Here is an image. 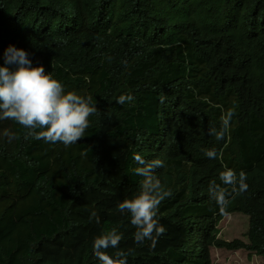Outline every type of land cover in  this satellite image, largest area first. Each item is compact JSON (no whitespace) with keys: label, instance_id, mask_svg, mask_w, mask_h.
<instances>
[{"label":"trees","instance_id":"obj_1","mask_svg":"<svg viewBox=\"0 0 264 264\" xmlns=\"http://www.w3.org/2000/svg\"><path fill=\"white\" fill-rule=\"evenodd\" d=\"M10 44L65 91L93 96L98 111L69 147L25 139L27 129L0 121V264H99L94 239L81 242L78 261L54 246L74 236L80 195L116 184L101 155L108 140L128 146L120 181L137 192L134 155L164 161L156 174L172 196L158 219L174 226L165 245L148 249L135 242L129 214L102 217L94 238L113 227L124 237L110 255L210 264L215 246L264 257V0H0V63ZM121 94L135 99L115 103ZM229 109L230 130L217 141L208 129ZM210 148L217 159L204 154ZM225 166L243 171L248 189L217 205L208 186ZM238 210L249 216L246 241L218 237L220 217Z\"/></svg>","mask_w":264,"mask_h":264},{"label":"clouds","instance_id":"obj_2","mask_svg":"<svg viewBox=\"0 0 264 264\" xmlns=\"http://www.w3.org/2000/svg\"><path fill=\"white\" fill-rule=\"evenodd\" d=\"M2 59L3 63H0V121L11 120L27 129L25 139L31 137L36 140H43L46 143H61L65 147L78 143L86 135V130L91 127L90 117L98 111L93 96H82L75 91H65L64 85L55 79L51 72L45 71L42 64L33 66L32 61L29 59V54L22 48H17L10 44L4 49ZM134 99L131 94H121L116 98L115 103L123 105L131 103ZM234 115V110L224 111L220 118L219 128L215 126L209 127L208 135L214 137L217 141L225 139ZM5 135L10 141L18 138L15 134L8 132ZM204 154L209 159L218 158V152L215 148L206 149ZM133 159L136 163L133 174L142 178L139 191L137 192L136 188L130 186L134 189L132 197L123 199L118 203L117 207L121 214L125 215L127 213L130 215V223L136 229L133 234L135 242L143 244L146 241L147 244L149 241L150 247L148 249H151L156 247L159 238L168 230L163 226L164 224L173 227V233L170 234L174 235V226L166 222L161 225L158 219L159 207L166 198L172 196V190L166 188L156 174V170L164 166L163 160L160 158L145 159L140 154H135ZM113 174L114 171L110 176L114 182L116 181V184L103 186L123 184L120 181L122 178L121 170L119 173L121 178L119 180H115ZM219 180L220 183L213 180L208 186L209 196L217 205H226L230 197L240 196L248 189L246 174L243 171L237 174L234 169L227 166L219 173ZM103 189H92L89 192L93 190L99 192L103 191ZM89 192H83L75 202L72 216L74 209L83 197L87 199L95 194V192H92L89 195H83ZM83 210L88 211L86 208H83ZM230 212L233 211H227L223 214ZM238 212L248 217V229V214L239 210ZM90 218L99 219L95 210L90 212ZM100 222L101 219L97 224V231ZM94 236L95 234L90 239L91 241L94 239L92 252L99 264H128L127 252L120 250L115 251L111 255L108 252L109 249H118L120 242L124 238L123 233L117 227H113L95 238ZM165 241L162 245L168 242V240ZM210 247L215 246H209L208 248L211 264Z\"/></svg>","mask_w":264,"mask_h":264},{"label":"rangeland","instance_id":"obj_3","mask_svg":"<svg viewBox=\"0 0 264 264\" xmlns=\"http://www.w3.org/2000/svg\"><path fill=\"white\" fill-rule=\"evenodd\" d=\"M102 152L104 157V166L114 168V178L119 180L121 165L127 152V146L122 141H107ZM103 191L95 192V190L84 193L89 195L95 192L91 197L79 201L78 206L74 209L73 218L79 225L74 229L73 237H65L55 243L54 248L61 254V258L67 260L78 261L82 254L81 242H86L92 238L97 231V224L101 217L116 218L123 214L118 211V203L125 198H131L134 189L125 184H117L115 186H103ZM88 209V211L83 210ZM95 210L99 219L90 218V212ZM248 217L238 211L223 214L218 223L217 235L223 239L240 238L246 241ZM169 233H173V227L164 224ZM166 241L159 238V245ZM150 247V242H147ZM211 264H262L264 258L254 253H249L243 248L226 249L210 247Z\"/></svg>","mask_w":264,"mask_h":264}]
</instances>
